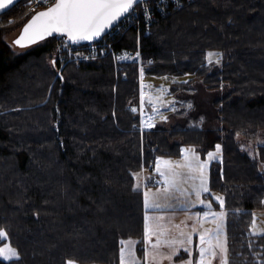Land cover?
<instances>
[{
	"label": "trees",
	"instance_id": "obj_1",
	"mask_svg": "<svg viewBox=\"0 0 264 264\" xmlns=\"http://www.w3.org/2000/svg\"><path fill=\"white\" fill-rule=\"evenodd\" d=\"M181 4L148 26L141 17L117 32L113 48L134 53L117 62L109 54L62 60V35L11 45L0 21V228L7 233L0 245L20 255L0 264H119L126 238L139 241L143 256L142 192L133 190V173L183 146L204 153L216 144L208 184L224 198L229 264H264V235L249 231L252 210L264 208V143L254 159L237 138L264 129V0ZM30 15L28 0H20L0 17L23 24ZM210 49L219 63L205 59ZM141 72L189 74L188 83H172L175 93L195 82L227 90L212 99L203 123L198 111L193 124L142 128Z\"/></svg>",
	"mask_w": 264,
	"mask_h": 264
},
{
	"label": "snow or ice",
	"instance_id": "obj_2",
	"mask_svg": "<svg viewBox=\"0 0 264 264\" xmlns=\"http://www.w3.org/2000/svg\"><path fill=\"white\" fill-rule=\"evenodd\" d=\"M14 0H0V10H3L7 5H11ZM33 0H29L32 3ZM36 4L44 3L49 6L45 7L43 11L36 12L31 16V19L24 25L21 35L13 41L14 44L21 47L31 45L37 41L44 40L45 37L55 34L66 36L67 39L73 43L80 41H94L102 37L110 27H113L120 18L126 15H131L141 3L147 5L148 0H35ZM144 15H148V8L143 9ZM139 55V53H137ZM213 57L216 58V63L220 62V54L209 52L206 54L205 59L212 63ZM121 59L123 57H120ZM55 65V61H53ZM143 71V70H141ZM184 83H188L185 81ZM143 97V92L141 93ZM188 107H191L189 104ZM136 111V109H133ZM157 109L153 108V113ZM166 120L167 117H161ZM144 125V120L141 121ZM147 127H152L151 117L147 122ZM239 136V133H237ZM221 152V145H215V152H208V160L215 159ZM181 154L184 160L183 164L165 160L162 157H157L155 168L153 171L159 175L158 180H154L155 184L162 187L157 188L156 193L151 190L144 192V206L146 215L144 217V234L143 239L145 242L144 248V262L151 264L152 260H156L159 256L161 259L173 260L178 254L179 249H184L188 253L189 259L182 261L181 264H193L192 251L188 247L192 244V234L197 231V224L202 225L211 218V222L215 223V228H205L200 231V244L198 246L199 256L195 259L194 264H213V260L219 259L220 264H229L227 255V241L226 237L222 238L223 218L225 216L224 198L216 195L214 199L219 202L221 211L213 212L211 203L200 199L204 193H209L206 171L207 161L200 160V154L193 148L181 149ZM186 168L189 173L191 183V191L186 188H180L178 185V176L180 175L176 169ZM133 177L137 183L133 185V190L137 191L140 188L141 177L138 173H133ZM151 177H145L144 180H152ZM198 181V183L196 182ZM173 192H179L181 195L190 196L194 194L197 198L196 202L203 205L208 211L203 213V218L200 214H196L197 223L192 225L190 232L180 230L178 235L170 237L169 229L161 222L163 217L149 216L147 212L153 209L161 208V205L155 202L156 197L163 193L165 196H170ZM264 203V202H262ZM192 202L185 203L184 207H192ZM179 229V226H175ZM250 230L253 235H264V228L258 227L256 223L255 214L250 225ZM7 233L3 228H0V238H6ZM155 237L153 243L151 238ZM119 259L120 264H141L136 256V245L139 241L132 239H121L119 241ZM167 247L171 251L166 256L159 252L161 247ZM251 246V245H250ZM150 249L155 251H150ZM0 258L4 261H18L20 259L19 252L10 244H3L0 246ZM65 264H77L75 260L68 259Z\"/></svg>",
	"mask_w": 264,
	"mask_h": 264
},
{
	"label": "rangeland",
	"instance_id": "obj_3",
	"mask_svg": "<svg viewBox=\"0 0 264 264\" xmlns=\"http://www.w3.org/2000/svg\"><path fill=\"white\" fill-rule=\"evenodd\" d=\"M0 21H2L3 25H6L8 27L4 39L12 44V39L17 35L20 27L22 24H20L14 16H8L6 18L0 17ZM209 52H214L220 54L216 50H207L206 54ZM137 57V55H136ZM124 60V59H123ZM137 60H139V57H137ZM212 61H216V58L213 57ZM139 62V61H138ZM139 67H141L139 63ZM190 77L189 74H180V75H156V74H145L140 73L139 74V115H140V127L142 128H149L147 127V122L149 117H151V123L152 127L158 126V125H164L169 126L173 124H193L192 116L195 115L198 111L201 112V117L199 120V123H203L206 118L212 117L213 115V109L211 106V101L214 97L220 96L223 93L226 92V88L223 86L218 90H208L204 88L200 82H195L193 85V88L186 90V91H179V92H172L171 91V85L173 82L177 81H185ZM143 92V97L141 96V93ZM191 105V107H188V105ZM157 109V112L153 113V108ZM167 117L166 120L161 119V117ZM144 120V125H142L141 121ZM150 127V128H152ZM238 140L240 141V147L251 157L254 159H257L256 151H255V145L264 143V129L259 130L256 135L249 140H244L241 136H237ZM184 149L193 148L191 146H184ZM215 152V147L212 149L207 150L205 153H203V159H200L201 161H207V181H209V164L212 160H208L207 153L208 152ZM181 154V152H180ZM168 156V158H173V162H177L180 164L184 163L183 158L182 159H176L180 156ZM161 157V156H159ZM220 157V153L216 156V158ZM163 158V156H162ZM215 158V159H216ZM156 162V160H155ZM155 164V163H154ZM155 168V165H154ZM148 171V168L146 169ZM176 171L180 174L178 176V181H180L179 184L185 185L184 188L191 191V181L189 177L188 170L186 168H177ZM198 183V181H196ZM189 183V185H187ZM209 186V184H208ZM210 188V187H209ZM210 195L206 196L208 193H204L201 195L200 199L205 200L207 203H211V200H215L214 196L220 195L219 192L210 189ZM197 198L194 194L190 196H184L181 195L179 192H173L170 196H165L162 193V208H186L184 207L185 203L192 202V207H201L203 205H200L196 202ZM216 201V200H215ZM218 202V201H216ZM219 203V202H218ZM190 208V207H187ZM203 208H205L203 206ZM3 244H9L8 242L2 243L0 246H3ZM162 255L166 256L163 252ZM140 262L143 260L139 258ZM120 264V259L118 260ZM143 264H145L144 260L142 261ZM174 260L169 261L167 259H162V264H173Z\"/></svg>",
	"mask_w": 264,
	"mask_h": 264
},
{
	"label": "crops",
	"instance_id": "obj_4",
	"mask_svg": "<svg viewBox=\"0 0 264 264\" xmlns=\"http://www.w3.org/2000/svg\"><path fill=\"white\" fill-rule=\"evenodd\" d=\"M191 147H193V146H191ZM193 149L197 153L200 154V159H203V157H202L203 153L201 151L195 149L194 147H193ZM180 152H181V150H180ZM160 156L161 157L163 156V158L165 160H173V158H168V156H165V155H160ZM157 157H159V156H157ZM156 158L154 159L152 165L150 167H148V171L146 170L147 168L143 167L140 170V172L138 173L140 175V177H141L139 190H141V192H142V208H143V212H142V228H143V234H144V217L146 215V210H145V206H144V192L146 190L150 189L152 193H156L157 188L162 187L161 185H158V184H156V185L152 184L153 180H158L159 179V175L153 171L154 165H155L154 163H155ZM182 158H183L182 154H180V156L177 157L176 159H182ZM216 159H218V158H216ZM209 167H210V164H209ZM145 177H151L153 179L152 180H144ZM136 183H137V180L135 181V184ZM187 185H189V183H187ZM178 186L180 188H184L185 185L179 184ZM207 195L211 196L210 193L206 194V196ZM211 201H212L211 202V205H212V209L211 210L213 212H220L221 208H215L213 206V204H214L213 201H215V200H211ZM155 202L160 204L161 208L149 210L147 212V214L149 216L163 217L164 219L161 222L169 229L170 237L177 236L178 232L180 230H183L185 232H190L191 228H192V225L197 223L196 214L199 213L201 218H203V213L205 211H208V209L207 208H203V206H201V207H190V208H176V209L162 208V193H160L156 197ZM253 214H255L256 223H257L258 227L264 228V208H259V209H253L252 210L251 223H252V220H253ZM251 223H250V225H251ZM177 225L179 226V229H177L175 227ZM215 227H216V225H215V223L211 222V218H208L207 222H204L202 225L197 224V231L192 234V244L188 246L190 248V250L192 251L193 264H194L195 259L198 258V256H199L198 246L200 244V236H199L200 231H203V229H205V228H215ZM221 228H222V233H223L222 238H225L226 237V233H225V216L223 218V223L221 225ZM249 231H250V233H252L251 230H250V227H249ZM143 234H142V245H141V247L143 249V256H140L137 253V251H136V256H137L138 259L141 258V259L144 260L145 242H144V239H143ZM127 239H132L134 241H138L136 238H126L125 240H127ZM151 240L154 243L155 242V237H152ZM150 251H155V250L150 249ZM170 251L171 250L169 248L163 247V246L159 249V252L161 254L163 252L165 255L169 254ZM188 259H189L188 253L185 252L184 249L181 248V249L178 250V254L175 257H173V260H174L173 264H181L182 261H187ZM142 261H141V263H143ZM77 264H100V263H78L77 262ZM151 264H162V259L158 256L156 260H152L151 261ZM213 264H220V260L219 259L213 260Z\"/></svg>",
	"mask_w": 264,
	"mask_h": 264
},
{
	"label": "built area",
	"instance_id": "obj_5",
	"mask_svg": "<svg viewBox=\"0 0 264 264\" xmlns=\"http://www.w3.org/2000/svg\"><path fill=\"white\" fill-rule=\"evenodd\" d=\"M190 1V0H187ZM51 2V0H50ZM182 0H148V4L145 5L141 3L135 10L132 11L131 15H126L121 20H119L115 25L109 29L101 38L95 41H89L84 44L73 43L69 40L64 42L63 49L59 50L56 55L62 60L66 58L67 60H92L109 54L114 62L127 59L134 56L130 50L118 49L115 50L112 46V39L117 35V32L121 31L123 28L133 27L139 25V20L142 17L143 21L148 26L156 17L157 13L159 15H164L168 10L174 7H181ZM49 6L48 4L40 3L36 4L35 0L29 3L28 0V10L32 13L44 9ZM148 8V15H144L143 9ZM146 26V27H147ZM138 51L136 52L137 55ZM120 57H123L122 59ZM139 57V55H137ZM154 181V180H153ZM152 181V184L156 185Z\"/></svg>",
	"mask_w": 264,
	"mask_h": 264
},
{
	"label": "water",
	"instance_id": "obj_6",
	"mask_svg": "<svg viewBox=\"0 0 264 264\" xmlns=\"http://www.w3.org/2000/svg\"><path fill=\"white\" fill-rule=\"evenodd\" d=\"M18 1H20V0H14V2L11 4V5H7L3 10H0V14L1 13H3V12H5L7 9H9L10 7H12L14 4H16ZM44 9H42V10H38V11H36V12H39V11H43ZM36 12H34L32 15H34ZM32 15H30L29 16V18L21 25V27H20V29H19V31H18V33H17V35L12 39V43H13V41L14 40H16L20 35H21V32H22V30H23V27H24V25L28 22V20H30L31 19V16ZM123 18V17H122ZM122 18H120V20L122 19ZM118 22V21H117ZM116 22V23H117ZM112 27H110L109 29H111ZM108 29V30H109ZM108 30H106V32L108 31ZM105 32V33H106ZM104 33V34H105ZM104 34H102V36L104 35ZM53 35H61V34H53ZM66 37V36H65ZM45 38H47V37H45ZM99 39V38H98ZM97 40V39H96ZM41 41V40H40ZM95 41V40H94ZM37 42H39V41H37ZM36 42V43H37ZM86 42H89V41H80V42H77V43H80V44H84V43H86ZM14 44V43H13ZM35 44V43H34ZM15 46H17V47H20V48H24V47H21V46H19V45H16V44H14ZM31 45H33V44H31ZM27 46H30V45H26L25 47H27Z\"/></svg>",
	"mask_w": 264,
	"mask_h": 264
}]
</instances>
